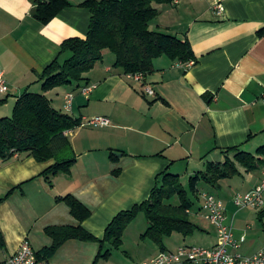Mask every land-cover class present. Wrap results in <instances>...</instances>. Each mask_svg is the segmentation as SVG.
<instances>
[{
    "label": "crops",
    "instance_id": "1",
    "mask_svg": "<svg viewBox=\"0 0 264 264\" xmlns=\"http://www.w3.org/2000/svg\"><path fill=\"white\" fill-rule=\"evenodd\" d=\"M68 1L42 23L32 15L34 0H0V75L7 86L0 91V117L11 114L25 91L42 92L41 74L60 54L63 41L85 37L91 16L82 5L86 0ZM216 2L173 0L156 5L159 13L151 28L187 39L194 59L157 57L154 70L134 73L142 74L137 79L115 68L114 57L104 53L84 79L44 92L55 109L81 121L63 133L70 150L60 159L75 162L69 173L51 177L49 185L42 172L54 158L38 161L15 153L0 159V262L23 241L37 258V252L52 244L49 227L80 225L101 239L119 211L148 199L161 172L190 177L209 162L224 161L227 148L256 150L264 145V35H258L264 27V0H221V13L216 12ZM86 85L94 87L83 93ZM68 93L73 94L69 109ZM97 116L110 124L85 123ZM239 170L241 185L217 197L235 238L245 236L230 251L248 256L264 248V205L238 208L234 195L254 188L263 178L264 165L255 170L258 175L245 172V177L244 169ZM224 181L213 188L223 190ZM66 194L81 202L89 217L79 221L56 199ZM200 206L194 211L202 216ZM215 230L209 247L219 241ZM98 251L97 241L69 239L49 258L37 259L41 264H93Z\"/></svg>",
    "mask_w": 264,
    "mask_h": 264
},
{
    "label": "trees",
    "instance_id": "2",
    "mask_svg": "<svg viewBox=\"0 0 264 264\" xmlns=\"http://www.w3.org/2000/svg\"><path fill=\"white\" fill-rule=\"evenodd\" d=\"M171 2L173 0L84 1L82 5L91 13L85 37H70L63 41L60 54L41 74L42 92L25 91L17 98L12 115L0 117V159H9L15 153L32 155L38 161L54 158L56 161L42 172L49 185L51 177L70 172L75 159H60L65 151L70 150V143L63 133L78 126L81 121L55 109L44 92L84 79V75L103 60L104 53L110 52L114 57L113 66L125 74L151 73L154 59L161 56L181 62L194 59L187 39L151 28L159 13L156 5ZM67 5L68 0H34L32 15L40 22L47 23ZM258 35H264V27L258 31ZM231 150L234 153L230 156L228 153ZM223 152L226 153L224 161L209 162L204 170L188 178L187 186L182 184L179 174L161 172L148 199L131 209L119 211L101 239L80 225L47 228L46 233L53 241L49 247L37 252V258L47 259L65 241L79 239L99 243V251L93 262L97 264L109 255L110 248L121 246L125 229L139 213L145 215L148 223L143 236L158 243L159 252L167 249L163 239L172 233L186 237L196 230H202L190 219V214L198 208L187 197L186 189L189 188L198 198L199 183L217 188L221 180L241 175L239 167L250 172L264 165V145L257 147L253 153L238 148H227ZM175 196L179 199L177 204L170 202ZM56 199L64 201L79 221L89 217V210L72 195L66 194Z\"/></svg>",
    "mask_w": 264,
    "mask_h": 264
},
{
    "label": "built area",
    "instance_id": "3",
    "mask_svg": "<svg viewBox=\"0 0 264 264\" xmlns=\"http://www.w3.org/2000/svg\"><path fill=\"white\" fill-rule=\"evenodd\" d=\"M217 13H221L223 5L221 0L215 3ZM137 79L142 78V74H134ZM94 85H86L81 88L83 93H87ZM7 86L0 75V91H6ZM145 91L153 94L151 88L145 87ZM73 94L65 96V107L70 108ZM264 99V96H263ZM264 101V100H263ZM86 124L96 126H107L110 120L104 116L92 117L86 120ZM264 173L261 181L252 189L236 193L234 204L238 208H261L264 205ZM201 199L200 211L203 218L214 225L217 230L219 241L211 247H196L180 245L175 250H165L159 252L154 257L139 264H264V248L257 252L245 256L232 253L230 248H237L245 240L241 235L235 238L232 225L228 223L224 203L217 196L202 192L199 193ZM0 264H41L35 257L32 246L28 241H24L19 249L4 262Z\"/></svg>",
    "mask_w": 264,
    "mask_h": 264
},
{
    "label": "rangeland",
    "instance_id": "4",
    "mask_svg": "<svg viewBox=\"0 0 264 264\" xmlns=\"http://www.w3.org/2000/svg\"><path fill=\"white\" fill-rule=\"evenodd\" d=\"M112 56L113 55L110 52H106L107 58H110ZM11 115L12 112L10 115L7 116H11ZM245 151L253 153L255 150H245ZM65 152L66 154L68 153L67 151ZM65 152L63 153L64 156L66 155ZM216 159L219 158H215V160ZM220 161H222L221 158ZM239 168L241 170L243 169L242 167ZM245 172L246 171L244 170V176L248 177V175H245ZM246 174L258 175L259 172L250 171L247 172ZM188 177L183 175L180 178L184 186H187ZM243 180L244 178L242 176H236L233 178L225 179L224 181L225 184L223 185L224 187L222 186L223 190L220 191H218V189H215L208 184L200 183L198 191L199 193L208 192L215 196H218L219 194L223 195L224 194L223 192H225L224 190L227 191L226 193H232L234 189H236L239 185H241ZM226 184H229L230 186L226 187L227 186ZM186 190H187V197L194 202L195 208H198L199 204L201 203L199 194L197 198L196 194L191 192L189 188H187ZM170 202L173 204H177L179 202V199L177 196H175L170 200ZM190 219L195 224L203 228V230H196L191 236H186V237L177 232L172 233L169 237L163 239V244L167 248V250H175L176 247H178V245L209 247L213 239L212 236L215 227L212 224H210L209 221L205 220L203 216H201L199 213L196 214L195 211H193L190 214ZM147 225L148 223L145 215L143 213H139L136 216V218L130 223V225L125 229L122 237L121 246L118 248H110L109 255L105 259L102 258L101 261H99L97 264H139L157 255L160 251L159 244L153 241L151 238L143 236V233L145 232ZM215 232L217 233V230H215Z\"/></svg>",
    "mask_w": 264,
    "mask_h": 264
},
{
    "label": "water",
    "instance_id": "5",
    "mask_svg": "<svg viewBox=\"0 0 264 264\" xmlns=\"http://www.w3.org/2000/svg\"><path fill=\"white\" fill-rule=\"evenodd\" d=\"M120 155V154H119Z\"/></svg>",
    "mask_w": 264,
    "mask_h": 264
}]
</instances>
